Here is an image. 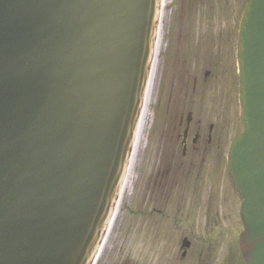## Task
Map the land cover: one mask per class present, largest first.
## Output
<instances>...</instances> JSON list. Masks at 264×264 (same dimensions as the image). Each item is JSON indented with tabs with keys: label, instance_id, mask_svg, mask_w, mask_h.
Returning a JSON list of instances; mask_svg holds the SVG:
<instances>
[{
	"label": "water",
	"instance_id": "1",
	"mask_svg": "<svg viewBox=\"0 0 264 264\" xmlns=\"http://www.w3.org/2000/svg\"><path fill=\"white\" fill-rule=\"evenodd\" d=\"M160 0H0V264H91L119 198ZM227 153L245 264H264V0L236 43Z\"/></svg>",
	"mask_w": 264,
	"mask_h": 264
},
{
	"label": "flooded vegetation",
	"instance_id": "2",
	"mask_svg": "<svg viewBox=\"0 0 264 264\" xmlns=\"http://www.w3.org/2000/svg\"><path fill=\"white\" fill-rule=\"evenodd\" d=\"M239 5L240 0H161L133 160L93 264H233L231 248L217 254L201 238L227 237L236 227L224 229L238 198L226 172L230 142L225 167L219 168L218 115L219 109H235ZM150 133L156 165L147 170L143 148ZM166 236L178 238L176 250L156 246L155 239ZM237 249L238 263L245 264Z\"/></svg>",
	"mask_w": 264,
	"mask_h": 264
},
{
	"label": "rangeland",
	"instance_id": "3",
	"mask_svg": "<svg viewBox=\"0 0 264 264\" xmlns=\"http://www.w3.org/2000/svg\"><path fill=\"white\" fill-rule=\"evenodd\" d=\"M244 5V1L240 0V5H239V9L236 13V29L238 32V22L240 21V11L242 9ZM237 86V84H236ZM235 92H236V101H235V109L231 110V114L230 111L229 112H225V110L223 109H219V115L220 116V122H219V135L221 137V144H220V153H221V158H220V165L219 168H224L225 167V163H224V158L225 156V150L226 147L228 145L229 142H231L230 140L233 139L239 132H240V125H239V113H240V109L238 106V96H237V90L235 88ZM205 103V100H203ZM203 115L206 114V109L204 107L203 111H202ZM205 120V119H204ZM223 135V136H222ZM146 137V136H145ZM148 138L145 139V145H144V158H143V164L142 166L144 168L151 169L149 167H152L153 165H156V163H154L155 161L152 160L151 156H150V151L152 152V149L154 147V142H153V137L151 136V133L149 135H147ZM224 175V173H223ZM223 177V176H221ZM229 200V198H228ZM132 202V201H131ZM126 203V202H125ZM132 205V203H131ZM239 205L240 203L238 202V200L236 199L235 204L233 202V212L232 215L235 217H232V222L228 223V227L225 224V230L230 229L231 226L234 224L235 230L231 231V233L229 232V236L227 237H203L201 238V240L203 241L204 246H211L212 248H214L216 250V253L219 254L220 251L222 252H228L227 250L231 248V251H234L236 253V255L233 257V264H240L238 263L239 261L241 262V258L238 254V246H237V240H238V233L241 231V226H239ZM117 226L115 227V229H118V225H119V215L117 216ZM123 220L128 219L127 214H125L123 217ZM226 223V222H225ZM223 224V223H222ZM222 224L219 222V226H222ZM214 235V234H212ZM143 240V239H142ZM142 240L140 242H137V245H139L140 247H142ZM117 240H115L116 243ZM195 240H193L194 242ZM196 242V241H195ZM127 244L129 246H133L134 244H136L134 242V238L131 241L130 238V242H127ZM155 244L156 246L162 245V246H166L168 248H170L171 251L176 250V248H178L179 245V241L178 238L175 237H169L166 236L165 238H160L157 237L155 239ZM194 244V243H193ZM197 244L202 245L199 241L197 242ZM235 249V250H234ZM139 256H142V253L139 254ZM132 260V259H131Z\"/></svg>",
	"mask_w": 264,
	"mask_h": 264
},
{
	"label": "bare ground",
	"instance_id": "4",
	"mask_svg": "<svg viewBox=\"0 0 264 264\" xmlns=\"http://www.w3.org/2000/svg\"><path fill=\"white\" fill-rule=\"evenodd\" d=\"M133 156H134V153H133V155H132V157H131V160H133Z\"/></svg>",
	"mask_w": 264,
	"mask_h": 264
}]
</instances>
